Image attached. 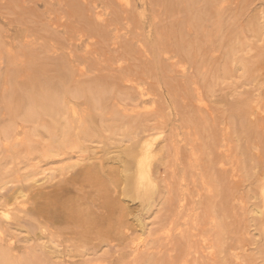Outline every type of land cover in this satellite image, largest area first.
<instances>
[{"label":"bare ground","instance_id":"6f19581e","mask_svg":"<svg viewBox=\"0 0 264 264\" xmlns=\"http://www.w3.org/2000/svg\"><path fill=\"white\" fill-rule=\"evenodd\" d=\"M38 1L0 0V264H264V0Z\"/></svg>","mask_w":264,"mask_h":264},{"label":"rangeland","instance_id":"374dc122","mask_svg":"<svg viewBox=\"0 0 264 264\" xmlns=\"http://www.w3.org/2000/svg\"><path fill=\"white\" fill-rule=\"evenodd\" d=\"M38 2H39L40 4H43V2H42L41 0H39ZM54 3H55V0H54ZM44 4H45V3H44ZM44 4H43V5H44ZM56 5H57V3H56ZM42 9H43V8H42ZM123 26H124V24H123ZM125 53H126L127 55H126V57H125L124 59H125V60H130V59H131V56H133V50H131V51L129 50V51L125 52ZM130 53H131V54H130ZM128 54H129L130 56H129ZM130 61L132 62V60H130ZM223 87H225V86H222V88H223ZM245 87H247V86H245ZM222 88L219 87V91H218V93H217L219 100H222V102H223V101H224V102H228L229 105H231V102H234V101L236 100V98L234 99V97H238L237 93H236L235 91H232V89H227V90L229 91V92H228V91H226V89L224 90V89H222ZM220 89H221V91H220ZM233 92H234V93H233ZM230 93H231V94H230ZM238 94H239V93H238ZM226 95H227V96H226ZM233 95H234V97H233ZM229 97H230V98H229ZM211 104H213V102H212ZM211 104H210V105H211ZM221 105H222V103H221ZM211 106H212V105H211ZM215 106L218 108L220 105H219V104H216ZM217 108H215V110H216ZM263 131H264V130H263ZM263 131H262V130L260 131V132H262V136H263ZM260 143H261V140H260ZM215 156H216V155H215ZM215 156H214V157H215ZM247 156H248V155H247ZM250 156H251V155H249L248 158H250ZM204 160H205V159H204ZM204 160H203V163H205V161H206V160H205V161H204ZM210 164H212V162H210L209 165H210ZM206 165H207V164H206ZM212 165H213V164H212ZM212 165H211V166H212ZM215 165H216V164L213 165L214 170H217V169H218V166H220V164H219V165L217 164V166H215ZM76 168H79V167L77 166ZM76 168H75V169H76ZM75 169H74V170H75ZM223 173H224V172H223ZM223 173H222V174H223ZM219 174H221V173H219ZM222 174H221V175H222ZM221 175H220V176H221ZM249 184H250V183H248V185H249ZM249 186H250V185H249ZM246 188H247V187H245V190H246ZM249 188H251V186H250ZM241 191H243V187L241 188ZM246 191H247V190H246ZM244 192H245V191H244ZM231 195H232V194H231ZM228 196H230V195H228ZM226 198H227V197H226ZM226 198H223V199L226 200ZM226 201H227V200H226ZM226 201H225V202H226ZM228 202H229V200H228ZM232 202L234 203L235 201H231L230 204H231ZM226 203H227V202H226ZM233 203H232V204H233ZM222 204H223V205H227V207H228V205H229V203H228V204H224V203H222ZM232 204L229 206L230 208L232 207ZM233 205H235V204H233ZM219 206H221L220 203H219ZM229 207H228V208H229ZM237 207H238V206H237ZM230 208H229V209H230ZM218 209H219V208H217V211H216L217 213L219 212V210L221 211V209H219V210H218ZM230 210H231V209H230ZM233 210H234V211H237V210H238V211H241V209H239V208H238L237 210H236V209H233ZM228 215H229V213H227L226 215H224V214L222 215V213H220V214H218V218H219V220H221L222 218H224V216H226V220H228V219H229V216H228ZM231 215H232V214H231ZM220 216H221V217H220ZM232 223H234V222L232 221ZM253 223H254V221H253L251 224H253ZM251 227L253 228L254 226L251 225ZM252 228H251V229H252ZM238 231H239V230H238ZM252 231H254V232H252ZM252 231H251V233L255 234V236H254V237H255V240H258V239L260 240L261 237H263V239H264V235H261V236H260V235H256V231H255L254 228L252 229ZM235 232H236V231H235ZM235 234H236V233H235ZM238 234H239V235H238V238H236V239L234 238V241H236L235 244H237V245H235L233 242H231V243H233V244L236 246V248H237L238 245H239V249L237 248L238 251H240L241 249H244V248L247 249V251H246L247 253L252 252L253 250H255V248H256V244H255V243H257L259 240H258V241H255V240L252 241V240L249 239L250 236L247 238L246 235H244V236H245V239L243 238V240H241V239H239V237L241 238L242 235L240 234V232H238ZM242 234H243V233H242ZM110 235H111V234H110ZM113 235H115V234H113ZM236 235H237V234H236ZM240 235H241V236H240ZM69 236H70V235H68V237H69ZM256 238H257V239H256ZM238 241H239V243H238ZM254 244H255V245H254ZM261 244H262V242L259 241L258 246H260ZM228 246L230 247L231 245L229 244ZM253 246H254V247H253ZM240 247H242V248L240 249ZM226 249H227V248H226ZM245 249L242 250V251H245ZM235 250H236V249H235ZM229 251H230V250H229ZM253 252H254V251H253ZM240 253L243 254V253H245V252H241V251H240ZM229 254H231V253H229ZM228 256H229V255H228ZM231 256H232V255H231ZM251 256H252V259L255 258V257H257V260H262V259H261V257H262V254H261V253H257V254H255V255H251ZM254 256H255V257H254ZM252 259H251V260H252ZM249 260H250V259H249ZM260 262L262 263V261H260Z\"/></svg>","mask_w":264,"mask_h":264}]
</instances>
